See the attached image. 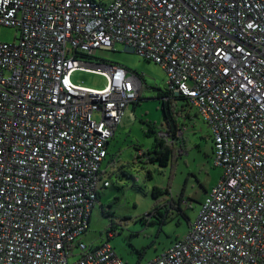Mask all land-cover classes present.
Returning <instances> with one entry per match:
<instances>
[{"label":"built area","instance_id":"2783aa9c","mask_svg":"<svg viewBox=\"0 0 264 264\" xmlns=\"http://www.w3.org/2000/svg\"><path fill=\"white\" fill-rule=\"evenodd\" d=\"M1 26L16 35L0 40V264H124L81 241L139 99L136 73L92 60L118 43L188 98L222 170L185 236L146 264H264V0H0ZM76 70L107 84L76 85Z\"/></svg>","mask_w":264,"mask_h":264},{"label":"rangeland","instance_id":"374dc122","mask_svg":"<svg viewBox=\"0 0 264 264\" xmlns=\"http://www.w3.org/2000/svg\"><path fill=\"white\" fill-rule=\"evenodd\" d=\"M15 35V29L0 27L1 41L12 43ZM92 60L136 73L141 88L139 101L124 111L107 146L109 156L102 166L105 168L108 159L114 158L106 172L110 185L101 188L100 205L92 210L89 228L81 241L88 245L107 242L124 264H146L185 236L222 170L213 165L210 130L198 115L194 119L196 126H191L190 121L184 123L185 153L177 155L173 165L169 162L162 167L157 161H146L143 155L138 158L137 150H152L155 135L165 124L159 96L166 91L168 77L160 65L120 43L114 50L96 51ZM71 81L98 90L107 84L106 77L79 70L72 74ZM181 105L176 102V107ZM187 111L195 113L193 108ZM154 187L162 191L168 187V194L154 198ZM179 200L180 210L176 207ZM157 207L159 214H154Z\"/></svg>","mask_w":264,"mask_h":264},{"label":"trees","instance_id":"16d2710c","mask_svg":"<svg viewBox=\"0 0 264 264\" xmlns=\"http://www.w3.org/2000/svg\"><path fill=\"white\" fill-rule=\"evenodd\" d=\"M159 97L162 100L161 107L165 122L164 126L159 130V132L161 130L164 131L166 136H163V138L161 137L159 138L158 137L159 132H157L155 135V143L153 145L152 150L143 152V157L146 161L149 162L157 161L159 162L160 166L165 167L168 165L169 162H172V165L174 164V160L175 158H177L178 155V148L184 145L183 139L176 138V133L183 125H185L182 122V120L185 118L187 108H191V104L189 103L188 98H185L183 96H175V97L170 96L167 89L165 92H162ZM138 101L139 99L137 100V102ZM137 102H135L133 106H135ZM176 102H182V105L180 107L179 106L176 107ZM148 131L154 133V130L152 128H149ZM137 151L139 152V150ZM107 156H109L108 151L105 160L107 159ZM137 157L141 158V156H138V154ZM112 161H114V158L111 157L110 159H108L107 163L111 164ZM168 190H169L168 187L164 191H162L160 188L154 187L152 189V195L154 198H158L163 194H168ZM180 202L181 200H179L178 203L176 204L177 209H179ZM171 203L174 202L171 201ZM101 207L103 208V205ZM159 211L160 208L158 207L155 208L154 214L157 213L159 214ZM113 230L114 228H112V231Z\"/></svg>","mask_w":264,"mask_h":264},{"label":"crops","instance_id":"0c3cea01","mask_svg":"<svg viewBox=\"0 0 264 264\" xmlns=\"http://www.w3.org/2000/svg\"><path fill=\"white\" fill-rule=\"evenodd\" d=\"M192 108H190V110H191ZM195 118H197V114H196V112L195 113H191V112H189V111H187L186 112V115H185V118L182 120V122L183 123H188V121H190L191 122V126H196L195 125ZM204 153H206V152H204ZM212 156H213V151H212ZM100 198H101V190L99 191V201H100ZM182 202H180V204H181ZM180 204H179V206H180Z\"/></svg>","mask_w":264,"mask_h":264}]
</instances>
